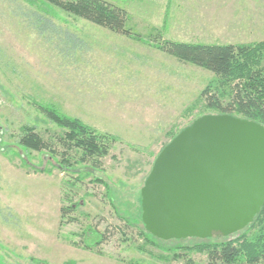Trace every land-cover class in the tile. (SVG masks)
I'll use <instances>...</instances> for the list:
<instances>
[{
  "label": "rangeland",
  "instance_id": "1",
  "mask_svg": "<svg viewBox=\"0 0 264 264\" xmlns=\"http://www.w3.org/2000/svg\"><path fill=\"white\" fill-rule=\"evenodd\" d=\"M105 1L123 8L127 28L150 44L198 38L190 34V0ZM209 38L216 42L207 44H228L227 37ZM150 44L41 0H0V264H35L31 258L46 264H209L202 252L161 248L196 239L157 247L139 234L140 192L155 158L181 129L212 113L201 93L216 84L211 72ZM35 101L118 138L100 169L64 172L44 153H22L16 143L21 127H36L45 140L59 132L35 111ZM38 166L50 173L36 172ZM95 178L105 180L108 191ZM69 202L78 205L75 221L59 225L60 208ZM91 233L101 234L102 243L87 241Z\"/></svg>",
  "mask_w": 264,
  "mask_h": 264
},
{
  "label": "trees",
  "instance_id": "2",
  "mask_svg": "<svg viewBox=\"0 0 264 264\" xmlns=\"http://www.w3.org/2000/svg\"><path fill=\"white\" fill-rule=\"evenodd\" d=\"M41 1L113 34L145 44L151 43L127 28L128 13L123 8L105 0ZM152 43L150 45L156 50L213 74L216 84L207 86L201 93L204 106L212 112L211 114L230 115L264 126V40L242 44H206L154 39ZM32 106L59 132H54L53 138L45 140L36 131V127L23 126L16 142L17 146L22 153L29 150L44 153L56 162V166L61 171L78 173L79 167H89L90 170L100 169L102 159L109 155L111 147L118 141L116 136L100 133L78 118L68 116L51 105L35 101ZM21 159H24L26 165L35 167L27 158L21 157ZM36 172L50 173L39 166L36 167ZM83 176L80 175L81 178ZM94 181L103 184L108 191V183L105 180L95 178ZM69 183L75 184V182ZM63 201L70 200L65 196ZM77 206L69 202L60 208L59 225L64 224L65 219L66 222L75 221L71 213ZM140 215L141 209L139 218L136 219L142 226L139 234L147 244L158 247V242L164 240L152 236L144 229ZM123 221L126 225L132 224L130 220L123 219ZM252 230L256 232L249 235ZM97 236L98 239L95 238ZM218 238L221 240H214L212 237L191 238L197 241L191 245H174L167 248L161 246V248L165 251L184 249L190 252H202L206 255L209 264H264V204L253 221L244 229L226 237L219 235ZM86 240L93 241L94 245L100 244L102 235L91 233ZM181 240L185 239L170 241ZM86 249H90V246L86 245ZM174 257L179 258L180 254H175ZM30 260L35 264H46L34 258Z\"/></svg>",
  "mask_w": 264,
  "mask_h": 264
},
{
  "label": "water",
  "instance_id": "3",
  "mask_svg": "<svg viewBox=\"0 0 264 264\" xmlns=\"http://www.w3.org/2000/svg\"><path fill=\"white\" fill-rule=\"evenodd\" d=\"M140 193L144 229L158 239L241 231L264 204V126L196 118L159 152Z\"/></svg>",
  "mask_w": 264,
  "mask_h": 264
},
{
  "label": "crops",
  "instance_id": "4",
  "mask_svg": "<svg viewBox=\"0 0 264 264\" xmlns=\"http://www.w3.org/2000/svg\"><path fill=\"white\" fill-rule=\"evenodd\" d=\"M193 43H251L264 40V0H190ZM230 38V39H228ZM185 42V41H181Z\"/></svg>",
  "mask_w": 264,
  "mask_h": 264
}]
</instances>
